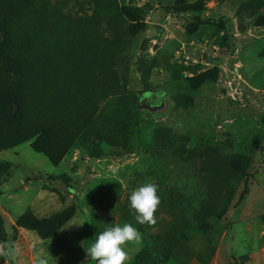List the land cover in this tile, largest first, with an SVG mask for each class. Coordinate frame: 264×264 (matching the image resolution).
Returning a JSON list of instances; mask_svg holds the SVG:
<instances>
[{"label":"rangeland","instance_id":"374dc122","mask_svg":"<svg viewBox=\"0 0 264 264\" xmlns=\"http://www.w3.org/2000/svg\"><path fill=\"white\" fill-rule=\"evenodd\" d=\"M124 223L126 264H264V0H0V264Z\"/></svg>","mask_w":264,"mask_h":264},{"label":"clouds","instance_id":"9594fccd","mask_svg":"<svg viewBox=\"0 0 264 264\" xmlns=\"http://www.w3.org/2000/svg\"><path fill=\"white\" fill-rule=\"evenodd\" d=\"M118 172L117 168L112 169ZM124 183V181H121ZM125 187L127 185L125 184ZM158 185L149 179L142 186L132 190L128 197L130 214L139 225H155V213L160 205ZM143 243L141 232L131 223L108 227L100 232L87 248L86 256L94 264H126L132 257L126 250L129 244L140 247ZM20 249L11 240L0 242V257L16 260ZM50 254L41 249L32 258V264H49Z\"/></svg>","mask_w":264,"mask_h":264},{"label":"trees","instance_id":"16d2710c","mask_svg":"<svg viewBox=\"0 0 264 264\" xmlns=\"http://www.w3.org/2000/svg\"><path fill=\"white\" fill-rule=\"evenodd\" d=\"M27 219H25L24 217H19L17 219V222L20 224V225H26V224H29V223H32V225H35L36 227L40 224V221L38 222L37 219H35L34 221L32 222H28L26 221Z\"/></svg>","mask_w":264,"mask_h":264},{"label":"built area","instance_id":"2783aa9c","mask_svg":"<svg viewBox=\"0 0 264 264\" xmlns=\"http://www.w3.org/2000/svg\"><path fill=\"white\" fill-rule=\"evenodd\" d=\"M231 73H232V72H231ZM232 76H233V77H235V76H236V74L232 73Z\"/></svg>","mask_w":264,"mask_h":264}]
</instances>
